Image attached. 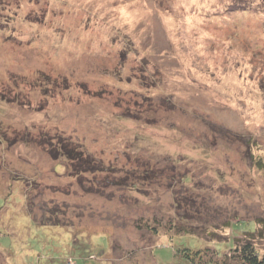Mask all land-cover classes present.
Returning <instances> with one entry per match:
<instances>
[{"label": "rangeland", "instance_id": "374dc122", "mask_svg": "<svg viewBox=\"0 0 264 264\" xmlns=\"http://www.w3.org/2000/svg\"><path fill=\"white\" fill-rule=\"evenodd\" d=\"M263 212L264 0H0V264H183Z\"/></svg>", "mask_w": 264, "mask_h": 264}, {"label": "trees", "instance_id": "16d2710c", "mask_svg": "<svg viewBox=\"0 0 264 264\" xmlns=\"http://www.w3.org/2000/svg\"><path fill=\"white\" fill-rule=\"evenodd\" d=\"M48 150L55 155L60 151L65 156L68 162L66 165L70 170L95 169L90 164L91 161L82 156L81 151L68 146L64 140L60 141L59 150L49 147ZM253 219L254 228L243 230L241 234H234L232 239H229L228 249L224 252L216 250L210 244L201 246L182 244L176 247L175 252L181 255L183 264H264V251L260 248L264 247V212ZM224 225L227 226L228 222Z\"/></svg>", "mask_w": 264, "mask_h": 264}]
</instances>
